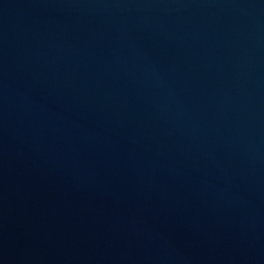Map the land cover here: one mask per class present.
<instances>
[{
	"label": "water",
	"instance_id": "water-1",
	"mask_svg": "<svg viewBox=\"0 0 264 264\" xmlns=\"http://www.w3.org/2000/svg\"><path fill=\"white\" fill-rule=\"evenodd\" d=\"M0 264H264V0H0Z\"/></svg>",
	"mask_w": 264,
	"mask_h": 264
}]
</instances>
